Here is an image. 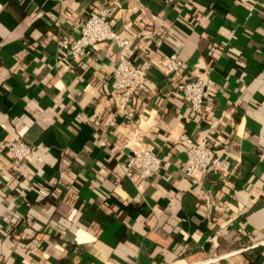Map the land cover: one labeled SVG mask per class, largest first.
Returning a JSON list of instances; mask_svg holds the SVG:
<instances>
[{
    "label": "crops",
    "instance_id": "0c3cea01",
    "mask_svg": "<svg viewBox=\"0 0 264 264\" xmlns=\"http://www.w3.org/2000/svg\"><path fill=\"white\" fill-rule=\"evenodd\" d=\"M101 7L130 57L151 60L133 118L112 127L114 52L98 43L55 63ZM196 76L214 86L201 115L181 98ZM214 136L230 169L193 184L185 153ZM11 139L31 152L14 165L0 144V264H264V247L242 251L264 241V0H0V142ZM136 146L158 154L159 173L125 176Z\"/></svg>",
    "mask_w": 264,
    "mask_h": 264
},
{
    "label": "built area",
    "instance_id": "2783aa9c",
    "mask_svg": "<svg viewBox=\"0 0 264 264\" xmlns=\"http://www.w3.org/2000/svg\"><path fill=\"white\" fill-rule=\"evenodd\" d=\"M112 14L113 11L109 7H101L90 12L84 18L71 43L68 45V42H62L63 48H67V53L59 52L55 61L56 65L70 68L72 61L83 55L87 48L98 43H105L107 50L114 52L116 62L111 74L110 95L115 110L112 117L105 121L106 127L114 126L116 116L127 120L133 118L132 111L129 110L130 103L138 89L143 86L151 67L149 55L139 62L130 57L131 42L128 38L115 32L111 24ZM163 61L168 73L178 74L182 69L183 64L175 55L165 56ZM180 90L181 98L188 104L191 112L201 115L204 109L210 108L207 106L208 99L214 91L213 83L210 80L196 76L183 82ZM221 143L219 137L214 136L187 149L184 176L189 178L191 183L198 182L193 176L195 172L200 176L208 172L222 176L229 171V161L216 155V149L221 146ZM0 144L11 154L14 165L25 162L31 152V146L20 140H5ZM99 145L106 146V139L102 138ZM161 165L162 161L158 154L151 149L136 146L126 154L123 167L125 176L129 179L134 173L142 179H148L160 172ZM238 233L243 237L247 236L243 229L239 228ZM254 247H264V241L244 246L242 251Z\"/></svg>",
    "mask_w": 264,
    "mask_h": 264
}]
</instances>
